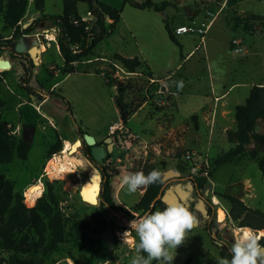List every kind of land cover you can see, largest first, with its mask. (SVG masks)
<instances>
[{
  "label": "rangeland",
  "instance_id": "rangeland-1",
  "mask_svg": "<svg viewBox=\"0 0 264 264\" xmlns=\"http://www.w3.org/2000/svg\"><path fill=\"white\" fill-rule=\"evenodd\" d=\"M101 1L121 10V19L115 30L94 49V56L74 64V74L67 77L63 76L64 61L57 40L48 43L45 39L47 35L57 36L51 21L41 22L38 28L42 25L43 31L34 32L39 34L34 39L43 44L46 51L39 56L40 60H28V57L10 55L8 47L14 28L4 22L0 13V57L9 58L13 63L11 71L0 70L1 97L5 101L3 120L9 123L12 134L18 139L22 138L26 126L36 129L28 160L15 159L11 164L0 165V174L15 183V193L22 194L25 203H28L25 192L31 186L36 192L35 203L43 189L45 193L37 202L47 198V185L51 184L57 206L66 218L65 243L54 251H40L35 256L42 264H131L135 251L123 244L122 237L130 230V221L143 216L133 208L145 190L129 193L122 184L123 177L138 171L147 174L145 170L150 167L164 173L177 172V167L183 166L187 170L181 177L190 181L192 171L197 169V176H201L208 163L214 173L207 177L205 192L209 208L215 213L211 223V235L215 239L198 222L185 243L178 247L173 264H185L188 259H191L190 264H218L220 248L231 246L236 236L234 230L238 228V222L231 218V205L224 196L232 195L251 210L264 212V171L258 166L263 155L252 160L246 154L232 164L214 166L215 161L234 146L228 142L227 132L236 130L235 107L245 103L253 86L264 85V29L232 31L217 11L224 7L243 17H264V0H152L157 4L169 3L165 18L153 10L132 8L126 0ZM130 1L143 3L146 0ZM43 13L62 14V0H46ZM39 17L30 0L21 30ZM165 19L174 31L179 26L191 27L194 31L176 36L179 43L176 45L167 35ZM110 23L112 21L107 20L108 26ZM202 31L206 33L200 42ZM234 40L240 43V52L234 51ZM25 42L30 48L32 42L26 39ZM116 54L139 57L146 67L130 74L114 61ZM87 69L109 73L110 80L95 73H84ZM153 72L165 78L155 79ZM149 75L159 82L151 85ZM167 78H170L167 81L170 91L177 95L169 97L165 105L157 106L162 109L158 112L152 106L150 95ZM129 81H140L143 96L148 98L125 125L114 98L119 87ZM135 93L134 99L138 101L142 93L136 90ZM46 96L52 100L41 104ZM60 96L70 105L71 112ZM115 125L121 126L123 133L111 134L110 127ZM257 132L264 135V121L258 124ZM85 134L94 137L97 144L111 138L112 156L92 162L85 157L81 145L77 152L70 154L78 165L76 173L65 174L62 179L46 176L50 160L60 156L67 144L83 140ZM58 138L62 141V150L49 158L48 149ZM104 171L111 177L115 202L131 215H117L107 208L97 213L99 198L97 206L80 199L89 176L98 173L103 182ZM214 198L220 200L221 205H216ZM219 210L225 212L224 222L220 220ZM244 217L245 214L242 219ZM254 222L259 223L255 219ZM134 236L132 233L129 238ZM262 242L264 244V239Z\"/></svg>",
  "mask_w": 264,
  "mask_h": 264
},
{
  "label": "trees",
  "instance_id": "trees-1",
  "mask_svg": "<svg viewBox=\"0 0 264 264\" xmlns=\"http://www.w3.org/2000/svg\"><path fill=\"white\" fill-rule=\"evenodd\" d=\"M62 2V14L47 15L43 13L46 0H33V8L39 13L40 17L34 19L23 30H21L19 23H21L28 12L30 0H0V13L4 16V22L9 27L14 28V33L9 41L11 45L8 47L11 56L17 55L29 58L27 54L16 53L15 48L19 39L23 35L34 33L41 22L51 21L53 27L57 30V46L64 61L63 76H69L75 72L74 64H81L82 61L94 56V49L115 30L116 25L121 19L122 11L101 0H62ZM126 3L138 10H153L156 13L164 15V18L166 8L169 5L167 2L157 4L152 0H146L143 3L126 0ZM81 5L89 7L94 14V21L89 24L82 21V13L79 10ZM219 15L223 18L226 26L230 27L232 31L238 28L243 29L245 32L264 29V17L261 16L243 17L229 11L228 8H224ZM107 20L112 21L109 26L107 25ZM164 22L169 39L174 44L179 45L175 31L167 24L166 19ZM114 61L119 63L128 73H137L138 70L146 67V63L139 57L127 58L116 54L114 55ZM84 73H95L106 81L110 80V74L102 72L99 69H87ZM148 78L152 79V75H149ZM135 90L137 93H142L141 99L138 101H135L133 96L136 94ZM143 91L144 87L140 81L135 83L134 81H129L126 85L119 87L114 99L123 124L128 125V122L136 111L147 102L148 97L147 95L143 96ZM1 95L2 91L0 87V165L11 164L15 159L27 161L31 145L24 142L22 138L18 139L15 137L9 128V123L3 120L2 110L5 108V101ZM153 97L151 96L152 100ZM60 98L66 103V100L62 96ZM66 104L67 110L71 112L70 105ZM152 106L158 112L162 111L160 107H157L159 106L157 101L153 100ZM235 121L236 130L227 132V140L234 146L225 155L215 161V168L232 164L239 157L248 154L252 160H258L260 155H263L258 166L260 170L264 171V135L257 132L258 124L264 121V85L253 86L245 103L235 107ZM27 128L35 127L29 125L25 127V129ZM252 145L254 147H251ZM61 150L62 141L58 138L56 143L48 149V157L50 158ZM84 155L90 161L95 162L91 157V148L85 141ZM111 156L112 154H109L107 158ZM153 169L161 172L160 182L149 185L146 188H141L145 192L133 208L134 212H141L143 215L157 209L162 210L167 206L162 200H158L155 205H152L164 186V173L159 168L150 167L145 172L148 173ZM186 170L183 166H178L176 169L181 174ZM213 173L214 171H210L208 176L212 177ZM102 176L103 182L99 196L100 204L95 208V211L102 213L107 208L117 215H131L128 209L119 206L115 202L110 182L111 177L106 171L102 172ZM190 181L200 185L203 190L206 189L207 177L196 176L190 179ZM51 187V184L47 185V198H42L37 202L45 193L43 189L35 203H33L35 200L28 199L26 201L28 203H25L22 194L15 193V183L7 179L5 175L0 174V264H42L35 254L40 251H54L60 244L65 243L66 218L57 206L58 203ZM224 199L231 205V218L233 221L238 222V228L250 227L255 231L264 230V212L251 210L240 199L232 195H225ZM243 214H245L244 219H242ZM254 219L259 223H255ZM207 230L210 236L215 239L211 235L212 227L207 228ZM261 243L263 244L262 240ZM229 249L230 246L224 245L220 248L219 256L231 259ZM4 254H8L9 256L5 257ZM190 263L191 259L185 262V264Z\"/></svg>",
  "mask_w": 264,
  "mask_h": 264
},
{
  "label": "clouds",
  "instance_id": "clouds-1",
  "mask_svg": "<svg viewBox=\"0 0 264 264\" xmlns=\"http://www.w3.org/2000/svg\"><path fill=\"white\" fill-rule=\"evenodd\" d=\"M161 172L153 169L147 174L133 172L123 177L122 184L129 193L160 182ZM197 218L183 204L168 205L162 210L147 212L129 223L123 233V244L134 248L131 264H173L179 246L185 243L189 232L196 227ZM135 233L133 238H129ZM264 232L243 229L230 246L231 259L219 258L218 264H264Z\"/></svg>",
  "mask_w": 264,
  "mask_h": 264
},
{
  "label": "bare ground",
  "instance_id": "bare-ground-1",
  "mask_svg": "<svg viewBox=\"0 0 264 264\" xmlns=\"http://www.w3.org/2000/svg\"><path fill=\"white\" fill-rule=\"evenodd\" d=\"M47 38L50 39L51 41H56V38L54 35H47ZM40 50L45 52L46 51L45 46H42ZM36 110H38V108H36ZM76 142L67 144V146H65V148L61 152L60 156H55L54 159L50 160V162L48 161L49 163L47 162L48 165H47V169L45 173H47L48 176H51L52 178L54 177L55 179H62L64 178L65 174L77 172L78 165L76 161H74L71 158V155L77 152L78 151L77 149H79V147L81 146L80 142L78 141ZM101 179L102 178L100 177L98 173L91 174L89 176V180L86 182L85 186L81 189L83 200L92 204V206H97L99 203L98 196L100 193ZM25 197L28 200L36 199V192H35L34 186H31L29 189L26 190ZM214 202L216 205H221L220 200H218L217 198H214ZM219 214H220V220L224 222L225 221L224 210L223 211L219 210ZM243 229H251V228L250 227L235 228L234 230L235 235L237 236ZM255 232L259 234V233L264 232V230H259L258 232L257 231Z\"/></svg>",
  "mask_w": 264,
  "mask_h": 264
},
{
  "label": "water",
  "instance_id": "water-1",
  "mask_svg": "<svg viewBox=\"0 0 264 264\" xmlns=\"http://www.w3.org/2000/svg\"><path fill=\"white\" fill-rule=\"evenodd\" d=\"M27 27L28 26H26L25 28H27ZM34 37H36V36H34ZM26 38H28V37L27 36H23V38H21L19 40V42L17 43L16 48H15L16 53L17 54H28L31 59L38 60L39 56L43 54V51L40 50L41 47L39 45V42L36 41L34 46H32L31 48H28V46H27V44L25 42ZM12 68H13V63L11 62V60L9 58L0 57V70H2L3 72H9V71L12 70ZM35 131H36L35 128L24 129L23 130V136H22L23 141L31 145V142L33 140ZM84 141L91 148V157L95 161L105 160L109 154L113 153L114 143L112 142L111 138H108L104 142V144L106 145V148L103 145L97 144L96 139L94 137H92L91 135H88V134L84 135ZM78 142H80L81 145H82L81 141H78ZM176 179L177 180L178 179H182L180 172H175V171H172V170L164 172V175H163L164 186H163L159 196L154 200L152 205H155V203L158 200H162L167 206L168 205L180 204L179 202L178 203H173V202L170 203V202L166 201L165 196L163 195L165 187L170 183V181L176 180ZM173 188H174V186L170 187V191H172ZM175 188L176 189L180 188V185L178 184ZM100 191H101V186H100ZM79 195H80L81 200L84 203H86L88 205H92V204H90V203H88V202L83 200V196H82L81 192H80ZM98 198H99V196H98ZM197 223H198V221H197ZM256 231L258 232L259 230H256ZM219 245H222V244L219 243Z\"/></svg>",
  "mask_w": 264,
  "mask_h": 264
},
{
  "label": "flooded vegetation",
  "instance_id": "flooded-vegetation-1",
  "mask_svg": "<svg viewBox=\"0 0 264 264\" xmlns=\"http://www.w3.org/2000/svg\"><path fill=\"white\" fill-rule=\"evenodd\" d=\"M28 60H31V58L29 57ZM81 142L82 151L84 153V139L81 140ZM99 145H103L106 148L104 143H99ZM178 184L180 185V188L176 189L175 187ZM172 186H174V188L170 191V187ZM163 195L165 196L166 201L170 203L179 202L180 204H183L197 216L198 222L202 223L206 228L211 227L215 213L209 208V201L206 198L207 192H205L200 185L182 177V179H178L174 183L168 184L164 189Z\"/></svg>",
  "mask_w": 264,
  "mask_h": 264
},
{
  "label": "built area",
  "instance_id": "built-area-1",
  "mask_svg": "<svg viewBox=\"0 0 264 264\" xmlns=\"http://www.w3.org/2000/svg\"><path fill=\"white\" fill-rule=\"evenodd\" d=\"M223 9H224V7H221V8L217 11V13H218L217 15H219L220 12H221ZM89 20H94V14H93V12H92L90 9L86 12L85 16L82 15V21H83L84 23L88 24V23H89ZM20 24H21V23H19V25H20ZM87 29H89V27H87ZM193 31H194V29L191 28V27L180 26V27L176 28L175 33H176L177 36H182V35H184V34H188V33L193 32ZM203 33H206V31H202V34H203ZM25 36H28V35H25ZM37 36L39 37V34H38ZM9 39H10V38H8L7 40H9ZM45 39L47 40L48 43L55 42V41H51L50 39H48L47 36H45ZM203 40H204V34L202 35V38H201V41H200V42H202ZM233 43H234V45H235V47H234V51H235V52H240L241 49H242V48L240 47V43H239L237 40H234ZM39 45H40L41 48H42V46H44L43 44L41 45L40 43H39ZM130 74H131V73H130ZM169 79H170V78H167V79L161 84V86H160L156 91L152 92L151 95H150V98H151V96H154V97H153V100H154V101H157V103H158L159 106H161V105H165L166 102H168L169 97H171L173 94H175V96L177 95V93H173V92L170 91V88H169V86H168V84H167V81H169ZM157 82H159V81L151 79L150 84H151V85H152V84H156ZM217 100H218V99H217ZM110 133H111V134L123 133V129H122V127L119 126V125L111 126V127H110ZM196 170H197V169H195L194 171H192V175L190 176L191 179H193L194 177L197 176V174H196ZM209 172H210V166L208 165V163H206V167L204 168V171L201 172V177H208ZM45 174H47V173H45ZM47 176H48V175H47ZM197 177H199V176H197ZM118 236H119V235H118Z\"/></svg>",
  "mask_w": 264,
  "mask_h": 264
},
{
  "label": "crops",
  "instance_id": "crops-1",
  "mask_svg": "<svg viewBox=\"0 0 264 264\" xmlns=\"http://www.w3.org/2000/svg\"><path fill=\"white\" fill-rule=\"evenodd\" d=\"M84 9V10H83ZM79 10L81 11V13L83 14V13H85V12H87L88 10H89V7L88 6H84V5H81L80 7H79ZM36 15H38V14H36ZM33 19V18H32ZM34 20V19H33ZM26 26V25H25ZM180 27V26H179ZM43 26L41 25L39 28H37V30H36V32L37 31H43ZM231 30V29H230ZM38 33V32H37ZM34 36H37V34L36 33H32V34H29L27 37L28 38H26V40L27 41H32V45H31V47L32 46H34L33 44H35L36 43V38L34 39ZM30 47V48H31ZM195 50H193V52H194ZM192 54V53H191ZM67 77V76H66ZM65 77V78H66ZM153 77L155 78V79H160V78H162V79H164L165 77L163 76V77H158V76H155V73L153 72ZM54 87V86H53ZM53 87H52V89H53ZM52 91V90H51ZM50 94H51V92H50ZM50 100H52L51 98H49V96L47 97L46 96V100H44L41 104H43V103H47V102H49ZM36 108H38V107H36ZM43 115L44 116H46V118H49V119H52V117L51 116H48V115H45L44 113H43ZM67 140V139H66ZM64 141L65 140H63V144H64ZM67 141H69V140H67ZM70 142V141H69Z\"/></svg>",
  "mask_w": 264,
  "mask_h": 264
}]
</instances>
